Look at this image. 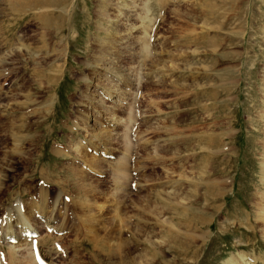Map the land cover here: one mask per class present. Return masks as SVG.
<instances>
[{"label": "rangeland", "instance_id": "1", "mask_svg": "<svg viewBox=\"0 0 264 264\" xmlns=\"http://www.w3.org/2000/svg\"><path fill=\"white\" fill-rule=\"evenodd\" d=\"M17 3L0 264H264V0ZM8 229L39 237L13 252Z\"/></svg>", "mask_w": 264, "mask_h": 264}, {"label": "bare ground", "instance_id": "2", "mask_svg": "<svg viewBox=\"0 0 264 264\" xmlns=\"http://www.w3.org/2000/svg\"><path fill=\"white\" fill-rule=\"evenodd\" d=\"M66 1L67 0H19V3H17V4H20V5H25L26 7L28 6H32L33 8H36V9H58V10H60L61 12L63 11L62 10V7H60V9H59V6H61L63 3H66ZM65 5V4H64ZM20 7V6H19ZM67 7V6H66ZM63 9L65 10V7H63ZM49 12H50V10H49ZM63 13V12H62ZM60 15H62V14H60ZM64 17V16H63ZM50 17H49V14H44V15H41V19L40 20H42V21H45L46 22V26H50L49 25V23H48V19H49ZM56 18V17H55ZM57 18H59V15L57 16ZM62 19V18H61ZM56 20V19H55ZM61 21V20H60ZM57 22H59V21H56L55 23H52V25H58L57 24ZM62 22V21H61ZM60 25V24H59ZM51 27V26H50ZM55 28H58L57 26H55ZM45 29V28H44ZM59 29V28H58ZM57 30V29H56ZM209 186V185H208ZM219 194V193H218ZM118 212V211H117ZM116 213V212H115ZM112 218V217H111ZM261 219V218H260ZM262 222L264 223V218L262 217ZM112 221H116L118 224H119V227L120 226H123L124 225V221L123 220H121V218L117 215V216H113V218H112ZM6 232V231H5ZM26 233V232H25ZM26 234H32V233H26ZM37 234V233H36ZM11 236H13V237H11ZM5 238H7L8 239V241L10 242V240L11 239H15L16 241H20L21 239H25L26 238V235H24L23 237H19V235H17V236H14V233L12 232V230H9L8 229V231L5 233ZM7 239H5V240H7ZM27 239V238H26ZM31 239V238H30ZM186 243V242H185ZM188 243H186V245H187ZM20 243L18 242V245L17 246H13V252H17L16 250H18V253L21 251V249H20ZM185 245V244H184ZM185 245V246H186ZM19 246V247H18ZM183 246V245H182ZM14 247H16L15 249H14ZM23 247V246H22ZM24 248V247H23ZM31 254L30 255H32V258L31 257H29V259L32 261V259H33V263L34 264H37L36 263V261L34 260V259H37V256L39 257V259L41 260V262L42 263H40V264H46V261H44L38 254H37V252H36V250L33 248V249H31ZM23 257V256H22ZM27 257H28V255H27ZM17 259V258H16ZM243 259V257H241L240 258V260H242ZM23 260V259H22ZM39 262V261H38ZM244 262H245V260H244ZM251 262V261H250ZM254 262V261H253ZM242 263H243V261H242ZM241 263V264H242ZM225 264H238L237 262H235V260L234 259H229Z\"/></svg>", "mask_w": 264, "mask_h": 264}, {"label": "crops", "instance_id": "3", "mask_svg": "<svg viewBox=\"0 0 264 264\" xmlns=\"http://www.w3.org/2000/svg\"><path fill=\"white\" fill-rule=\"evenodd\" d=\"M20 255V254H19ZM23 259V260H22ZM25 259H28V257L27 256H25V257H22V256H20V258H17L16 259V261L17 262H20V263H23V262H25L26 263V260ZM29 262H30V264H34L30 259H29ZM24 263V264H25Z\"/></svg>", "mask_w": 264, "mask_h": 264}]
</instances>
